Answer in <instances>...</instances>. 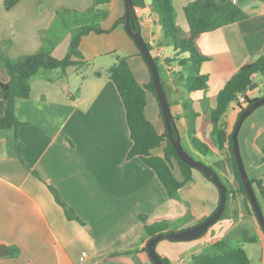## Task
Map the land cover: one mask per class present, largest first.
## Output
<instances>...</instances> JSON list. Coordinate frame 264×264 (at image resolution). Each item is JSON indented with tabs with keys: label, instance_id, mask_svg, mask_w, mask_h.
Listing matches in <instances>:
<instances>
[{
	"label": "crops",
	"instance_id": "obj_1",
	"mask_svg": "<svg viewBox=\"0 0 264 264\" xmlns=\"http://www.w3.org/2000/svg\"><path fill=\"white\" fill-rule=\"evenodd\" d=\"M171 1L176 26L186 36L183 9L196 0ZM135 2L140 6L135 9L140 34L145 43L152 44L149 52L157 60L182 148L206 166L219 163L220 175L236 190L226 147L218 150L213 145L207 112L215 108L216 96L225 83L264 49V0H239L237 6L247 16L245 20L199 37L197 47L206 58L200 71L208 84L205 91L191 93L185 92L180 81L188 76L189 64H178L187 55L178 54L165 39L149 1ZM92 4L93 0H20L6 10L4 0H0V52L13 59L37 53L43 34L56 26L57 12H85ZM124 14L123 0H111L101 28L110 30ZM69 40L70 35L65 34L53 49L55 58L66 55ZM79 51L83 59L65 74L39 71L30 82L29 98L15 101V117L21 125L16 130H0V264H151L142 254L113 257L140 244L143 225L139 216L149 223L176 219L185 214L184 203L193 215L184 226L187 229L213 214L218 206L217 188L197 171L180 189L179 203L168 198L149 167L138 158H127L131 141L125 111L108 70L117 57H126L140 86L148 85L151 76L122 26L107 34L84 36ZM8 81L5 69L0 68V84ZM255 91L247 96L264 97ZM145 101V118L163 134L157 99L147 91ZM239 110L237 106L229 109L224 119L227 133L232 131ZM254 111L255 116L243 121L237 142L247 177L264 182L263 153L256 145L264 131V108ZM3 113L0 98V115ZM191 114L192 129L188 125ZM189 134L204 143L212 156L199 155ZM164 145L153 154L162 156ZM172 174L182 179L175 161ZM255 193L263 202L256 189ZM56 197L71 209L76 220L66 217ZM243 229L256 237V242L240 245L250 264H264V234L239 193L232 196L219 226L191 241L161 240L155 251L170 264H185L192 255L210 253L212 245L224 238L236 244Z\"/></svg>",
	"mask_w": 264,
	"mask_h": 264
},
{
	"label": "trees",
	"instance_id": "obj_2",
	"mask_svg": "<svg viewBox=\"0 0 264 264\" xmlns=\"http://www.w3.org/2000/svg\"><path fill=\"white\" fill-rule=\"evenodd\" d=\"M19 1L20 0H4V8L9 10ZM131 1L133 9L129 10L130 32L140 33L141 25L135 15V9L140 8V6L135 0ZM148 1L151 14L156 18V22L161 28L165 39L178 54L187 55L186 59L178 61L179 65L189 64L190 66V74L186 78H180L185 92L205 91L207 89L208 78L201 74L200 69L206 58L202 56L198 50L197 41L199 37L204 33L212 32L224 26L243 21L247 16L239 9L237 3H233L231 0H196L189 3L183 9L188 27V34L183 36L176 26L175 10L172 1ZM110 5L111 0H93L91 8L85 12L65 9L60 10L57 12L55 28L43 34L41 38L42 47L35 54L13 59L7 54L0 52V68L5 69L9 76V81L7 83L0 84V98L4 102V113L0 115V130H16L21 125L15 117V101L17 99L29 98L30 82L39 71L60 70L62 74H65L67 68L79 64L83 59L79 51V44L84 36L89 34H107L117 26H122L123 29L125 28V14L117 20L110 30H103L101 28V23L109 14ZM65 34L70 35L67 53L62 59H57L52 55V52ZM145 45L150 51V45L148 43H145ZM138 55L142 58L140 52ZM153 59L157 65V60L155 58ZM108 77L114 84L125 111V121L131 141V147L128 151L127 158H138L155 173L168 198L182 203L179 201L178 193L185 184L192 181V173L197 170L185 166L178 159L167 137L166 130L163 134H158L153 125L145 118L146 92L152 93L156 98L152 80L148 85L140 86L136 82L127 64L126 57L116 58V63L108 70ZM256 77H262L264 79V49L253 61L239 68L225 83L216 96L215 108L207 112V121L212 126V136L214 138L213 145L218 150H222L226 147L227 161L237 184V188L234 190L226 183L225 179L220 175L221 167L219 163H215L211 167L208 166L217 174L226 190L225 208L218 221L226 218L228 204L235 193H239L243 196L245 205L250 210L251 215L255 217L240 180L235 162L231 139L232 131L227 133L224 119L231 106H237L240 109L237 115L238 118L245 108L258 100L250 99L247 95L243 98L241 97L242 92L255 81ZM184 108L189 111L188 104H184ZM159 117L163 120L160 107ZM193 117L194 114H191L188 123L189 127L193 125ZM173 120L172 118V121ZM189 135L191 137L192 146L199 155L203 157L212 156V152L204 143L195 139L192 134ZM171 136L173 139L179 138L178 132L174 128V123L171 129ZM259 141H262L260 137L257 139V143ZM163 143L165 145L162 156L153 154V151L160 148ZM259 145L264 147V142L262 141ZM262 153L264 155V148L262 149ZM172 161L176 162L180 170L181 180H177L172 174ZM197 172L211 182L208 176H205L199 171ZM248 180L257 203L258 199L255 189L264 202V186L262 185V181L260 179L251 180L249 178ZM213 185L215 186V184ZM56 200L63 207L65 215L69 220L77 219L68 206L57 197ZM183 209L185 214L179 218L160 220L154 223H149L145 217L139 216V220L143 225V234L140 239V244L131 250L116 252L113 257H120L127 254H142L150 261L146 246L151 238L167 235L169 233L181 232L185 230L184 226L193 220L192 212L187 204L183 203ZM208 217L198 219L196 224L201 223ZM206 232L201 236L205 235ZM254 242H256V237L252 235L248 229H243L240 233L239 241L236 244H232L227 238H224L212 245L210 253L203 252L192 255L189 258V262L190 264H250L245 251L240 245ZM158 258L163 264H170L167 259L160 256H158Z\"/></svg>",
	"mask_w": 264,
	"mask_h": 264
},
{
	"label": "water",
	"instance_id": "obj_3",
	"mask_svg": "<svg viewBox=\"0 0 264 264\" xmlns=\"http://www.w3.org/2000/svg\"><path fill=\"white\" fill-rule=\"evenodd\" d=\"M124 7H125V31L130 36V38L135 43L136 47L138 48L139 52L141 53V56L144 60V62L147 65V68L149 70L152 84L155 90L156 99L159 103L160 110L162 112V118L165 126V130L167 132V137L173 147V149L176 152V155L178 159L187 167L193 168L205 176H208L213 184L217 187L219 191V203L214 211L213 214H211L208 218H206L201 223L196 224L195 226L191 228H187L181 232L177 233H169L167 235H160L151 238L147 243V255L149 257V260L152 264H163L160 259L158 258L156 252H155V245L161 241V240H174V241H191L199 238L204 232L208 230L210 226L215 224L220 216L223 214L226 198H225V187L220 182L217 174L212 170V168H209L208 166L204 165L203 163L194 160L188 153L184 151V149L181 146L179 138L173 139L171 136V129L173 128V121L171 112L169 109V105L165 96V93L163 91L157 65L151 56L149 50L147 49L145 42L143 41L141 34L139 32H130L129 28V10L133 9L132 1L131 0H123ZM257 87V83L253 82L251 85L248 86L246 90H244L241 94V97L247 95L248 92L253 91ZM264 105V97L260 98L256 101H254L252 104H250L247 108H245L240 115L238 116L235 125L232 130L231 139H232V148L234 153L235 162L237 165L238 173L240 176V180L242 182V185L244 187L245 193L248 197V200L250 202V206L253 210V213L256 217V220L264 233V218L261 212V209L257 203L256 197L253 193L252 187L249 183L248 177L245 172V168L243 166L241 156L239 153L238 148V142H237V136L239 129L243 123V121L258 107ZM3 252V247H0V256Z\"/></svg>",
	"mask_w": 264,
	"mask_h": 264
},
{
	"label": "rangeland",
	"instance_id": "obj_4",
	"mask_svg": "<svg viewBox=\"0 0 264 264\" xmlns=\"http://www.w3.org/2000/svg\"><path fill=\"white\" fill-rule=\"evenodd\" d=\"M190 74V66H188V75ZM255 83H257V87L255 88L256 89V93H254V94H259V95H264V79L262 78V77H256L255 78ZM254 89V90H255ZM253 90V91H254ZM261 98H263V97H261ZM258 99H260V98H258ZM264 105H262V108H264L263 107ZM259 108V107H258ZM257 108V109H258ZM259 110H261V109H259ZM257 111H253L248 117H250L252 114H255ZM252 116H255V115H252ZM248 117L246 118L247 120H249L248 119ZM251 118V117H250ZM245 119V120H246ZM244 120V121H245ZM260 139L264 142V131L260 134ZM262 141H259L258 143H256V145L259 147V149H260V151H262V149L264 148L262 145H259V144H261L262 143ZM261 142V143H260ZM185 151V150H184ZM187 153V152H186ZM190 155V154H189ZM191 156V155H190ZM192 157V156H191ZM193 158V157H192ZM194 160H196L195 158H193ZM197 161V160H196ZM262 161H263V164H264V155H262ZM262 178H264V169L262 170ZM263 181V180H262ZM262 185L264 186V182H262ZM241 195V194H240ZM242 196V195H241ZM242 201H243V203H244V200H243V196H242ZM258 204L260 205V207H261V209H262V213H263V217H264V209H263V202L262 201H260V200H258ZM244 205H245V203H244ZM245 207H246V209H247V211H248V213H250V210L248 209V207L245 205ZM251 214V213H250ZM222 221V220H221ZM221 221H218V222H216L215 224H213L212 226H210V228L208 229V231L207 232H209L210 230H211V228L212 227H217V226H219L220 225V222ZM156 252V251H155ZM156 254H157V252H156ZM158 255V254H157ZM159 256V255H158ZM190 262H189V260H186V262H185V264H189Z\"/></svg>",
	"mask_w": 264,
	"mask_h": 264
},
{
	"label": "built area",
	"instance_id": "obj_5",
	"mask_svg": "<svg viewBox=\"0 0 264 264\" xmlns=\"http://www.w3.org/2000/svg\"><path fill=\"white\" fill-rule=\"evenodd\" d=\"M233 3H237V2H239V0H231ZM150 45V47L152 46V44L150 43L149 44ZM83 255H85V254H83Z\"/></svg>",
	"mask_w": 264,
	"mask_h": 264
}]
</instances>
